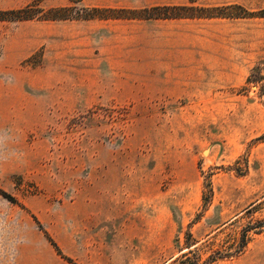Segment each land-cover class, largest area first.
Segmentation results:
<instances>
[{
    "label": "rangeland",
    "instance_id": "374dc122",
    "mask_svg": "<svg viewBox=\"0 0 264 264\" xmlns=\"http://www.w3.org/2000/svg\"><path fill=\"white\" fill-rule=\"evenodd\" d=\"M32 3L69 19L0 20V264H66L35 218L83 264H168L188 232L207 257L264 220V18H83L190 0H0V12ZM215 264H264V230Z\"/></svg>",
    "mask_w": 264,
    "mask_h": 264
},
{
    "label": "trees",
    "instance_id": "16d2710c",
    "mask_svg": "<svg viewBox=\"0 0 264 264\" xmlns=\"http://www.w3.org/2000/svg\"><path fill=\"white\" fill-rule=\"evenodd\" d=\"M194 0H190V4L183 5H156L151 7H145L142 9H113V8H93L92 11L97 14H89L84 16V19H109V18H122V19H145V20H157V19H240V18H264V9L251 12L239 4H225V5H202L197 6L193 4ZM72 7H62L52 9V13H68ZM48 12H43L40 8H37L35 3L28 4L24 8L18 10H9L0 12V20H13V21H26L34 18L41 20H66L69 19V15H47ZM251 73L247 78L246 84H252ZM259 82H262L261 95H264V76H261ZM247 87L244 86L241 91H246ZM258 140H264V135L259 137ZM211 187V184H208ZM213 199V191L210 189L208 195L203 196L204 202H211ZM14 201V200H13ZM252 208L247 210L250 213ZM199 217L192 222L193 224L198 222ZM44 236L49 243L54 247L55 251L65 261L70 264H76L71 258L65 256L55 241L51 238L47 231H45L42 225L35 218ZM264 230V220L256 221L247 224L238 232L237 236L233 238L231 244H226L223 249L214 250L207 257H203L201 248L196 246L197 241L194 239L191 232L187 233L185 238L186 250L181 253L180 256L174 258L168 264H215L222 260H230L241 256L249 243L251 242L254 234H259Z\"/></svg>",
    "mask_w": 264,
    "mask_h": 264
},
{
    "label": "crops",
    "instance_id": "0c3cea01",
    "mask_svg": "<svg viewBox=\"0 0 264 264\" xmlns=\"http://www.w3.org/2000/svg\"><path fill=\"white\" fill-rule=\"evenodd\" d=\"M150 20H153V19H150ZM157 20H162V19H157ZM246 81H247V79H246ZM95 219H97V217L95 216ZM99 221H101V220H99ZM49 234V233H48ZM49 235H51V234H49ZM54 241H55V243L58 245V247L60 248V250L62 251V253L65 255V256H67V257H69V258H71L74 262H78L79 264H83V263H81L80 262V260H81V258L80 257H78L79 255H75V253H72L70 256L69 255H67L65 252H64V250H63V248H62V246H61V244L57 241V239L54 237V236H52L51 237ZM45 240H46V244H44L45 245V247H47L48 249H51L52 251H53V253H52V256L54 257V259H56L57 261H62V262H64V263H66V264H70V263H68L67 261H65L61 256H59L58 254H57V252L55 251V249H54V247L49 243V241L46 239V237H45ZM38 264H48V262H46L44 259H39L38 260ZM62 262H60V263H62ZM28 263V262H27ZM29 264V263H28Z\"/></svg>",
    "mask_w": 264,
    "mask_h": 264
}]
</instances>
